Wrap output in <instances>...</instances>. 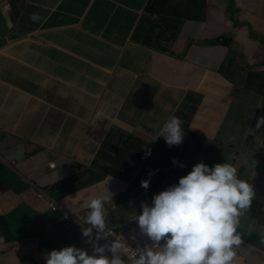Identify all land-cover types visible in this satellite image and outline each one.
Masks as SVG:
<instances>
[{
    "label": "crops",
    "instance_id": "0c3cea01",
    "mask_svg": "<svg viewBox=\"0 0 264 264\" xmlns=\"http://www.w3.org/2000/svg\"><path fill=\"white\" fill-rule=\"evenodd\" d=\"M227 28L231 46L209 43ZM170 115L183 121L182 143L150 141ZM260 115L264 0H0V264H44L66 245L91 251L81 232L93 192L110 197L119 235L142 241L129 199L138 212L201 160H227L253 185L234 262L264 264ZM38 189L74 218L50 211Z\"/></svg>",
    "mask_w": 264,
    "mask_h": 264
},
{
    "label": "clouds",
    "instance_id": "9594fccd",
    "mask_svg": "<svg viewBox=\"0 0 264 264\" xmlns=\"http://www.w3.org/2000/svg\"><path fill=\"white\" fill-rule=\"evenodd\" d=\"M31 19L39 17L32 14ZM209 43L224 46L223 38ZM182 123L180 117L170 115L150 141L163 137L169 146L180 145L185 136ZM262 125L264 115L257 116L254 128ZM153 157L152 150L146 151L140 161L145 164ZM173 163L185 166L175 158ZM155 171L150 169L147 175L151 177ZM241 172L227 160L211 165L201 160L175 183L153 194L150 203L142 201L138 212L129 199L134 210L129 220L135 222L142 241L131 232L127 238L121 237L116 229L120 225L113 227L106 220L110 197L93 192L84 201L87 226L81 232L91 251L76 245L53 248L43 254L44 264H241L234 262L242 243L237 229L255 195L253 185L238 175ZM260 176L256 172L253 181L257 183ZM140 186L147 190L149 179H142ZM38 192L40 199L48 198L43 190ZM46 200L50 211L63 212L64 220L66 215L69 220L74 218L53 199Z\"/></svg>",
    "mask_w": 264,
    "mask_h": 264
},
{
    "label": "rangeland",
    "instance_id": "374dc122",
    "mask_svg": "<svg viewBox=\"0 0 264 264\" xmlns=\"http://www.w3.org/2000/svg\"><path fill=\"white\" fill-rule=\"evenodd\" d=\"M233 9H234V8H230V7H229V9H228V13H230ZM235 41H236V39H235V36H234V30L231 29V28H227L225 34L223 35V43H224V46H225V47H229V46H231L232 43H234ZM253 41H254V40H253ZM253 41L250 40L248 37H244L243 40H242L241 43H240V48H241L242 50H247V49L249 48V46L252 44ZM87 107L90 108V105L88 104ZM68 109H69L70 111H72V112L77 111L78 114H79L80 112H82V110L84 109V107L79 108V107H77L76 102H73V104H72L71 106L68 105ZM237 249L240 250V247H238ZM237 262H239V261H237Z\"/></svg>",
    "mask_w": 264,
    "mask_h": 264
},
{
    "label": "built area",
    "instance_id": "2783aa9c",
    "mask_svg": "<svg viewBox=\"0 0 264 264\" xmlns=\"http://www.w3.org/2000/svg\"><path fill=\"white\" fill-rule=\"evenodd\" d=\"M51 207L53 209H55V205L54 204H52ZM69 217H70L69 215H66L65 220H69L70 219ZM109 239H111V237H109Z\"/></svg>",
    "mask_w": 264,
    "mask_h": 264
}]
</instances>
